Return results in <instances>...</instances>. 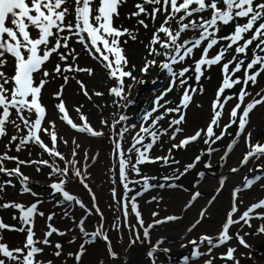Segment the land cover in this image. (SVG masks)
Returning <instances> with one entry per match:
<instances>
[{"label": "snow or ice", "instance_id": "obj_1", "mask_svg": "<svg viewBox=\"0 0 264 264\" xmlns=\"http://www.w3.org/2000/svg\"><path fill=\"white\" fill-rule=\"evenodd\" d=\"M128 2L0 0V176L7 177L0 180V210H15L12 220L18 222V225L8 224L0 217V264H69L70 261L71 264H84L88 246L98 240L104 242L106 251L96 264H129L127 253L137 245L146 247L147 264H217V261L221 264L249 261L262 264L264 251L255 247L253 238L264 236V196L246 204L243 194L257 185L264 192V142L252 143L250 130L251 114L258 107H264V87H259L255 93L250 90L257 88L259 78L264 77V0H136L131 10L122 16L121 10ZM125 21L134 23L126 26ZM228 26L232 30L220 35ZM141 29L151 33L146 44L139 39ZM129 40L139 41L146 50L143 66L139 69L127 55ZM85 55L99 63L108 80L114 81L108 86V95L113 98L111 105H95L101 110L100 129L91 124L89 116L82 111L83 105L74 109L79 118L75 120L64 97L72 80L89 101L93 96H104L103 92L90 89L78 78L81 73L88 77L95 75L94 67L81 66V57ZM214 66H220L222 79L211 102L210 120L193 134H185L183 125L187 123V109L195 95L204 93L202 78ZM153 68L165 76L163 82L159 76L149 82L134 75L138 70L141 76H147ZM241 72L243 76L238 75ZM56 80L62 83L51 96L58 101L53 107L59 121L91 137L104 136L103 129H108L116 161L114 175L118 173L123 189L122 193H118L115 186L111 189L119 215L115 216L110 229L106 227L104 213L88 183L91 173L86 161H95L97 157H90L88 149H84L83 161L78 158L81 145L75 137L71 140L70 153L59 150L60 143L67 146L69 141L59 134L57 119L51 118L46 98L47 86ZM129 80L131 83H127ZM148 83L153 85L150 106L134 116L127 115L126 110L133 107L137 99L133 89ZM158 83H166L167 87L156 95ZM237 86H240L238 93L232 91ZM175 90L181 92L179 103L170 107L172 102L166 97ZM233 100L236 101L234 106L228 107ZM106 107L116 109L108 118L103 116ZM133 118L137 123L129 124ZM166 119L168 123L164 127L161 122ZM233 125L237 131L220 158L225 162L220 166H225L234 147L243 139L247 151L239 165L228 171L239 173L254 160L258 162L256 168H249V172L255 174L244 176L232 189L225 219L215 234L192 236L194 230L210 218L211 207L231 177L221 175L218 178V186L189 221L184 235L179 237L176 246L190 251L173 257L174 245L169 238L158 234L153 239L152 233L160 226L181 220L182 214L195 206L204 195L199 185L206 173H197L198 179L181 215L161 217L158 211H153L151 221L146 222L138 198L156 188L183 189L177 182L196 168L204 156L209 157L204 167L211 169L212 155L218 150L213 145L226 135L231 136L229 129ZM45 136L49 142H45ZM165 137L169 144L166 152ZM201 138L206 149L184 165L183 170L174 168L170 175L161 177L142 175L140 166L145 163H159L163 167L178 165L180 162L175 159L174 152L187 149ZM129 139L131 144L125 147ZM29 146L41 150L39 159L20 158L19 153ZM156 147L165 154L153 156ZM45 154L49 159L43 158ZM28 156L31 157V151ZM8 162L15 166L8 167ZM30 166H35L37 172L45 167L49 169L47 177L51 181L48 185L51 191L48 199L33 190L31 185L39 182L22 171V167ZM130 174L139 179H132ZM157 179L162 182L151 183ZM116 182L112 180L113 185ZM17 183L19 195L32 197L31 201L5 199L7 189L15 188ZM73 183H79L88 191L91 207L69 188ZM130 185H140V190ZM133 192L134 195H129ZM162 199L152 196L148 202ZM45 203H51L53 209L60 208L61 218L70 220L71 226L58 227L55 224L57 212L41 210ZM76 206L83 210L79 218L71 211ZM94 214L99 216V221L90 230L87 221ZM132 216L135 223L131 222ZM37 218L45 221L39 234ZM253 221L259 223L254 227ZM246 228L249 230L245 231ZM125 229L128 242L118 250L109 231L116 232L122 244ZM4 231L23 233L22 244L11 246L4 240ZM77 231L79 235L75 234ZM54 236L69 237L66 241L69 249L66 250L63 239L54 240ZM72 245L77 247L72 249Z\"/></svg>", "mask_w": 264, "mask_h": 264}, {"label": "rangeland", "instance_id": "obj_2", "mask_svg": "<svg viewBox=\"0 0 264 264\" xmlns=\"http://www.w3.org/2000/svg\"><path fill=\"white\" fill-rule=\"evenodd\" d=\"M136 2V0H129L128 5L121 10L122 16L127 11L131 10L132 5ZM207 15V14H206ZM132 22L125 21L126 26H128ZM159 24V21L157 22V25ZM232 30L231 26L224 27L221 31L220 35H227ZM191 35V33H189ZM151 36V33H145L143 29H141V35L139 37L140 40H143L144 43H147V38ZM78 47V46H77ZM127 47V55L130 59V62L132 64H135L137 66V69L143 66L144 63V57L147 55L146 50L144 48V45L141 44L139 41L132 42L129 40ZM251 55V52H249V56ZM198 58V57H197ZM230 58V57H229ZM151 59V57H149ZM160 59H163L162 57ZM81 66H92L95 69V75L93 77H88L86 74L81 73L78 75V78L80 80H83L87 86L90 89H95L97 91H101L104 93L103 97H95L93 96L92 100L89 101L84 95L81 93L79 85L75 82V80H72L69 82L65 89L64 97L66 99L67 105L70 109V115L78 121L77 114L75 112V108L79 105H83L82 111L85 112L89 118L91 124L97 128L100 129V119H101V110L97 109L95 105H111L112 103V97L108 95V86H110L114 81L108 80L106 71L101 67L99 63L92 60L91 58L85 56L81 57ZM134 75L137 76L138 79H144L147 81H152L153 79L157 78L159 76V80L163 82L165 80V76L163 74L159 73V70L156 68L151 69L150 73L147 76H141L140 72L137 70ZM238 75L243 76V73H238ZM210 77V78H209ZM222 76L220 71V66H214L211 70H209L206 73V77L202 78L201 83L204 86V93L203 94H197L193 98V102L187 109V123L183 125L185 134H193L195 130L199 128H203L206 123L210 120L211 116V102L214 99L215 91L217 87L219 86V83L221 82ZM62 83V80H56L50 85H48V91L46 93V97L49 98V101L51 103V106L53 107L56 103H58L57 100L53 99L51 94L58 90L59 85ZM127 83H131V81H127ZM158 90L156 92V95L159 94V91L163 90V88L167 87L166 83H158L155 86ZM239 87L237 86L232 91L238 93ZM259 87H264V77L259 78V85L257 88H251L250 90L255 93V91L259 90ZM153 85L151 83H148L146 85H137L133 89V96L137 97L136 103L133 107H130L126 110V114L129 116H134L135 113L140 112V110L144 107L150 106L148 102L153 99ZM181 92L179 90H175L172 93H170L166 99L171 101L172 103L169 105L170 107H175L177 103H179ZM236 103L235 100L230 102V105L228 107L234 106ZM199 105V107L197 106ZM258 109V108H257ZM257 109L251 114L252 115L257 111ZM116 109L112 107H106L103 109V116L105 118L109 117V114L112 112H115ZM53 112H56V109L53 107ZM51 118L57 119V128L59 131V134L62 135L65 139L69 141V144L65 146L63 143L59 144V150L64 152L65 154H68L70 152L73 145L71 144V140L73 137L77 139V136L80 137L81 141H91L93 139L101 138V137H91L86 134L78 133L75 130L71 129L67 124L61 122L54 116V114L51 112ZM168 119H171L169 117ZM168 119L162 121V125L164 127H167ZM224 121H227V116H225ZM131 123H137V119L133 118L128 122ZM107 128H104L105 135L103 137H106V139L109 141L111 147L113 148L112 141L108 137V132H106ZM108 130V129H107ZM250 130L253 133L252 136V143H255L256 141L264 142V114L259 118L258 122L250 126ZM237 131L236 125H233L231 129H229V132L231 133V136H225L224 139L218 141L213 147L218 149L215 153H213L211 162H212V168L206 169L204 167V161H207L209 159L208 156H204L201 163L197 165L196 168L191 170L186 176L182 177L177 183L180 185H183V189H187L188 191H184L181 188H163V189H152L148 192H146L142 197L138 198V202L140 205V209L142 211V215H146L148 217V221L150 222L152 217L151 213L153 211H158L160 213V216L163 217L165 215H181L182 209L184 204L189 200L190 198V192L193 190V184L198 179L197 173L200 171H203L206 173V176H212L213 178L221 175H227L231 178L227 181V186L224 188L222 193L219 195L217 201L213 204V206L210 209V218L205 220L194 232L191 234L192 236H196L199 233H207V234H215L218 230L220 225L223 223L225 219L226 211L229 208V202L231 199V192L232 189L240 184L242 182V178L244 176H251L255 173H250L249 168L255 169L257 165V161H250L249 164L241 169L239 173L231 174L229 173L228 169L231 167H236L239 165V161L242 159L244 153L247 151V146L245 145L244 149L241 152V156L238 158V160L235 161V155L233 152L228 157L226 164L224 167H221L220 165L222 163H225L221 161V156H223L224 150L227 146V144L230 142L233 136H235V133ZM219 134V133H217ZM45 139V142H49L48 138L45 136L43 137ZM165 144L164 149L166 152V149L169 147V144L167 143V137L164 138ZM242 142V139L238 143V145ZM131 140L129 139L125 147L130 146ZM81 145V144H80ZM236 145L235 147H237ZM81 147H85V145H81ZM206 145L204 144L203 138H201L198 142L191 144L187 149H182L174 152V157L176 160H178L180 163L178 165H174L172 167H163L159 163H145L141 165V173L142 175L149 176V177H161L163 175H170L173 172L174 168H180L183 170L184 165L191 163L196 155L200 154L202 149H206ZM234 147V148H235ZM87 149V148H86ZM31 151V157L28 156V152ZM40 149L36 146H29L28 149L22 151L19 153V156L21 159H39L40 158ZM80 149L78 150V152ZM165 152H162L159 147L154 148L152 151V155H162L165 154ZM81 153V152H80ZM13 154L14 150H13ZM96 160L92 161L93 164H100V168L97 169L94 173H91L90 175V182H91V188H94L96 192H98L99 187H103L104 189V196L103 198L106 201V207L105 212L110 221L106 222V227L110 229L115 216L119 215V213L116 211V206L113 201L112 195H111V189L112 187L117 188L118 193H122L123 189L122 186L119 183L118 180V173L114 175L115 165L109 166L107 169V172L109 173V177H113L116 179V184L113 185L112 179L107 183H105V177H104V170L102 169L101 162H99V157L96 156ZM44 159H49L47 154L43 156ZM111 160L115 163V159L111 158ZM8 167H14V163L8 162ZM62 166V165H61ZM22 171L32 177L33 181H38L39 183H34L31 186L33 187L34 191H37L40 193L41 196L45 197V199H48L49 192L51 189L48 187L51 181L48 180L47 173L49 171L48 168H42L41 172L36 171L35 166L30 167H22ZM132 179H139V177L135 176L134 174H130ZM104 178V183L102 179ZM7 179V177L0 176V180ZM159 179L155 181H151V183H160ZM74 184V183H73ZM70 184L69 188L74 191L86 204H88L89 207H91V197L86 189H84L82 186L79 185H73ZM135 190H140V185H130ZM19 184L17 183L15 188L9 187L7 189V193L5 196L6 200H18V201H24L28 202L31 201L33 198L30 196H20L19 195ZM216 187V184H207V185H199V190L204 194L201 198H209L210 194L212 193L213 189ZM258 185L254 186L250 191L245 192L243 194L244 200L246 204H249L251 202H254L256 199L260 198L261 196H264V192L261 190H258ZM258 190V191H257ZM101 191V190H100ZM135 193H130L129 195H134ZM99 195V192H98ZM146 195V196H145ZM149 195V196H148ZM152 196L157 197H163L162 200L159 201H152L149 203L148 201L151 199ZM98 203L101 202V197H97ZM98 204V205H99ZM112 207H109V206ZM100 206V205H99ZM42 211H45L46 213L52 210H55L57 212V217L55 219V224L60 227L61 229H64L66 227L71 226V221L67 219L61 218L62 210L60 208L53 209L51 203H45L42 208ZM243 210V209H241ZM15 210L7 209V210H0V217L3 218L5 223L8 224H17V221L12 220V215L14 214ZM72 214H74L77 218H79L83 214V210L80 209L78 206L74 207V209L71 210ZM190 213V210L187 212H184L183 218L176 222L169 223L168 228L171 230L169 233L166 232L165 235L169 238V241L173 243L174 250H173V257H177L181 254H186L188 250L180 249L178 246L179 237L184 235L183 233L177 232V230H183L186 228V226L189 224L188 215ZM18 214V213H17ZM99 217L98 215H92L88 218L87 221V227L91 230L95 227V224L98 222ZM45 221L41 218H37V232L39 234L40 230L43 229ZM259 223V221H253L254 227ZM168 224L164 225L165 227ZM159 229V228H158ZM249 229H245V231H248ZM76 235H79L78 231L75 233ZM142 234V232H141ZM110 238L113 242V245L118 250L122 248V245L117 240V233L114 231H109ZM4 240L8 242L11 246H19L22 244L24 240V234L20 232H9L4 231L3 233ZM69 237L60 238L54 236V240L63 239L65 241L66 250L69 249V246L66 244V241ZM255 247L259 251H264V236L261 237H254L253 238ZM123 242H128V231L127 229L124 230L123 234ZM72 249L76 248L77 245L70 246ZM146 247H141L140 245L135 246L131 249L133 252L132 256L129 259V264H145V252ZM48 252L51 251V249L47 250ZM106 247L103 241L98 240L96 244L88 246V253L91 255L92 259H94L96 264V261L98 258L103 257L105 255ZM85 258V256H84ZM71 264V261L69 262ZM217 264H221L220 261H217ZM246 264H251V262H246ZM264 264V262H262Z\"/></svg>", "mask_w": 264, "mask_h": 264}, {"label": "bare ground", "instance_id": "obj_3", "mask_svg": "<svg viewBox=\"0 0 264 264\" xmlns=\"http://www.w3.org/2000/svg\"><path fill=\"white\" fill-rule=\"evenodd\" d=\"M46 98H47V101H48V107L50 108V110L54 114V116L57 118V113L53 112V107L51 106V103L49 101V98L48 97H46ZM263 114H264V107H258L257 111L252 115L251 125L257 123L258 120H259V118ZM106 132H108L107 129H106ZM80 139L81 138L77 136V141L81 145H85V147H81L80 148V151L78 152V158H80L83 161L84 149H86V148L89 151V156L90 157L93 156V155L94 156H98L99 157L98 158L99 159V162H101L102 169L105 172V174H104L105 183L108 184V182L111 179L113 180L114 178L111 177V175L109 177V173L107 172V169L111 165H116V161L114 163L111 160V158H113V156H112V147H111L109 141L106 139V137H103V136L101 138L93 139L91 141H86V142H83ZM244 147H245V144H244L243 139H242V142L237 147H235L234 150L232 151L233 154L235 155V161L238 160V158L241 156V152L244 149ZM68 153H70V152H68ZM86 163L89 164V168H88V171L89 172L91 171L92 173H94L97 169L100 168V164L99 165L98 164H93L91 159H89L88 161H86ZM219 177L220 176H217V177L213 178L212 176H205V178L201 181L200 185H204V184L205 185H207V184H214L215 185L216 184V187H217L218 186V178ZM102 181L104 183V178L102 179ZM91 182H90V178H89V181H88L89 185L91 184ZM73 185H79V186H81L79 183H74ZM92 190L95 193L96 197H98V196L101 197V201H100L101 203L99 204L98 203V200H97V204L100 205L99 207H100L101 211L104 213L105 221L106 222L107 221L109 222L110 219L106 215V212H105V209H104L107 204H106L105 199L103 198V196L105 194L103 187H99L98 188L99 195H98V192H96L94 190V188H92ZM258 190L260 191V188H258ZM205 200H206V198L205 199L204 198H200L196 202L195 206L190 209V213L188 215L189 221H191L194 218V216L197 213L198 209L205 203ZM143 217H144L145 221H148V217L146 215H144ZM130 219H131V222L132 223H135V217L134 216H132ZM168 226H169V224L166 227L163 225V226H160L159 229H157L156 231H153V233H152L153 239H155L158 234H164L165 235L166 232L169 233L171 230L168 228ZM185 229H183V230H177V232H179L180 234L181 233L184 234L185 233ZM121 245L123 247L124 245H127V242H122ZM223 250L224 249H219L218 251H223ZM132 254H133V252L131 250L127 253L129 259L132 256ZM83 260H84V264H94L95 263L94 259H92L91 255L88 252L85 255V258H83ZM145 264H147V262Z\"/></svg>", "mask_w": 264, "mask_h": 264}]
</instances>
